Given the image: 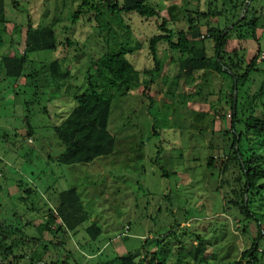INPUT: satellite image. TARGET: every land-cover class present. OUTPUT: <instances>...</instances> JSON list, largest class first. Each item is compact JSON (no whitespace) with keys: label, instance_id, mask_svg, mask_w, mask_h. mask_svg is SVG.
<instances>
[{"label":"rangeland","instance_id":"1","mask_svg":"<svg viewBox=\"0 0 264 264\" xmlns=\"http://www.w3.org/2000/svg\"><path fill=\"white\" fill-rule=\"evenodd\" d=\"M115 1L121 5L122 0ZM224 2L151 0L176 29H186V16L195 15L198 9L227 10L226 15L210 17L208 22L216 26L231 17V23L230 4L241 0ZM79 3L4 0L0 59L24 50L30 23L52 28L57 41L72 42L28 54L31 64L24 74L37 73L26 80L6 77L0 66V224L6 230L19 231L21 241L23 237L35 239L20 245L19 252L25 254L20 264H118L121 255L138 252L141 258L150 250L157 252V259L166 258L167 264H196L192 252L198 240L207 243V260L198 264L231 260L245 264L241 252L250 248L258 228L233 204L240 203L232 194L238 184V167L230 164L226 171H219L226 159L223 149L229 148L228 138L232 139V133L227 138L222 133L231 120L226 104L230 89L223 75L204 71L192 80L177 78L178 67L169 60L171 53L160 44L157 58L163 67L149 90L145 94L141 88L114 92L116 104L109 126L116 136L114 152L87 164L64 165L55 160L64 146L52 125L60 121V113L76 106V87L80 92L85 87L92 61L106 52L126 49L130 50L126 58L137 70L151 68L148 42L159 33L157 20H143L134 12L107 13L105 5L97 20L98 13L84 7L74 22ZM249 6L257 11L255 34L264 50V0H251ZM205 32L203 25L202 35ZM204 45L211 54L212 41L206 39ZM241 47L239 53L246 63L254 56L256 45L249 39ZM54 60L72 75L60 90L44 68ZM254 68L240 97L256 93L261 85L264 89V57H259ZM210 155L214 168L207 167ZM70 188L77 189L82 200L77 232L68 230L61 217L52 223V230L62 226L59 230L67 232L51 234L40 229L47 222L48 210H55L57 194ZM249 199L250 210L263 214V189L250 191ZM93 224L102 230L96 241L87 240L84 231ZM258 243L257 264H264V242Z\"/></svg>","mask_w":264,"mask_h":264},{"label":"trees","instance_id":"2","mask_svg":"<svg viewBox=\"0 0 264 264\" xmlns=\"http://www.w3.org/2000/svg\"><path fill=\"white\" fill-rule=\"evenodd\" d=\"M224 3H228L227 0ZM250 3L251 0H241L234 5L228 3L234 14L231 23V17L224 20L223 23L217 22L216 26L208 22L210 17L216 18L223 12V15H226L227 10L215 9L213 11L209 8L203 11L198 9L195 11V15L187 13L188 26L186 29H176L169 26V22L161 14L162 10L152 5L151 0H122L120 6L115 0H97L94 4L92 0H80L73 14L74 22L84 7H89V10L97 12L95 17L97 20L99 15L104 14L101 11V7L104 5L107 13L134 12L137 17L143 20H157L159 33L150 37L148 42V52L152 56L153 65L142 71L137 70L126 58V53L130 54V50L126 49L106 52L93 60L91 69L94 72L91 73V69L88 70L85 87L81 92L80 87H76L73 96L76 106L66 114L60 113L61 119L52 125V130L64 146V150L55 157V160L60 164H87L97 158L111 155L116 144V136L109 127L113 106L116 104L113 103L114 92L124 88L127 93L133 88H141L142 94H145L149 90V86L155 81L154 76L160 74L163 67L157 58V49L160 44L169 49L170 63H174L178 67L177 78L192 80L197 73L204 71L223 75L227 79L230 89L226 104L231 120L230 127L222 133L226 138L232 133V139L228 138L229 148L223 149L226 159L219 171H226L230 164L236 165L240 171L236 179L234 178L238 182L237 187L232 190V194L240 198V203L236 201L233 204L238 206L237 209L246 218L253 219L258 228L257 237L254 238L250 248L241 252V257L247 259L245 264H257L258 242H264V213L259 214L250 210L249 193L257 189L259 192L261 189L264 191L263 85L254 94H246L242 97L239 95L242 87L247 85L250 72L255 70L254 67L262 52L255 34L259 17L255 15L257 11L250 8ZM4 21V0H0V22ZM202 24L206 25L205 35L201 33ZM206 39L212 41L211 54L208 53V49L204 45ZM249 39H253L255 42L256 52L250 60H246L244 63L239 52L243 51L242 43ZM24 43L25 47L22 52H9L1 57L0 66L6 77L14 79L24 77L26 80L30 74L37 73L24 74V69L27 70L31 64L28 54L56 50L58 45L69 46L72 42L69 39L65 42L57 41L52 28L33 27L30 23L25 32ZM231 43H235L233 48L230 46ZM44 68H48L50 78L57 90L68 85L72 77L71 72L68 69H63L59 60L50 61ZM149 97L153 100L151 96ZM239 98H241V102H239ZM220 117L223 118L225 115H220ZM27 126L31 137L33 132L28 121ZM244 153L246 157L243 156ZM214 162V157L210 155L207 167L214 168ZM81 202V196L77 189L70 188L60 191L56 196L55 210H48L45 216L47 222L44 225L40 224V229L51 234L67 232V230H59L62 226H59L58 230H52V223L61 217L68 230L77 232L75 229L81 224V218L77 217L82 210ZM259 215L263 217L259 218ZM84 231L88 237L87 240L91 241H96L102 233L96 224L88 226ZM19 237V231L6 230L5 226L0 224V264L21 263L25 254L19 252L20 245L26 241L34 242L35 239L23 237L21 241ZM206 248L207 243L201 240L196 242L192 252L196 264L207 260ZM138 255H140L138 252L121 255L118 257L117 263L167 264L166 258L157 259L156 251H146L141 258H138ZM30 260L33 263V259ZM227 264H240V262L231 260Z\"/></svg>","mask_w":264,"mask_h":264},{"label":"built area","instance_id":"3","mask_svg":"<svg viewBox=\"0 0 264 264\" xmlns=\"http://www.w3.org/2000/svg\"><path fill=\"white\" fill-rule=\"evenodd\" d=\"M261 57H264V50H262L261 52Z\"/></svg>","mask_w":264,"mask_h":264}]
</instances>
